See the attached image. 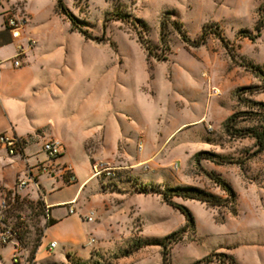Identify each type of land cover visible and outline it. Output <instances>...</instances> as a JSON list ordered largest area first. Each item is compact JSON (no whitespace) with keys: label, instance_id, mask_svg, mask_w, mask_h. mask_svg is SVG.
I'll list each match as a JSON object with an SVG mask.
<instances>
[{"label":"rangeland","instance_id":"1","mask_svg":"<svg viewBox=\"0 0 264 264\" xmlns=\"http://www.w3.org/2000/svg\"><path fill=\"white\" fill-rule=\"evenodd\" d=\"M62 2L95 40L71 29L56 0L15 5L26 18L25 35L35 42L32 65L42 74L41 106H52L38 120L63 121L59 137L72 139L64 138L66 152L56 163L72 167L77 185L51 198L72 195L89 177L76 208L80 216L91 212L93 220L76 215L81 227H68L72 240L51 251L42 245L48 224L43 189L37 178V193L30 183L16 188L28 166L49 162L42 148L50 131L41 127L35 139L25 136L24 158L0 166L6 219L16 232L13 245L0 247V264H14L12 255L19 256L17 264L25 256L36 264H162V241L174 232L176 241L165 245V264H193L210 255L203 264H264V151L253 155L255 140L237 133L264 127L245 103H264V0ZM259 18V36L250 40L244 34H256ZM173 22L190 42L208 25L222 40L207 35L197 47L188 45ZM234 114L229 134L224 124ZM199 152L224 161L197 164ZM20 165L23 171L15 174ZM93 166L102 171L96 178L90 177ZM207 174L231 186L234 205L171 198L189 211L188 226L161 193L196 187L223 198ZM90 238L94 243L87 245Z\"/></svg>","mask_w":264,"mask_h":264},{"label":"crops","instance_id":"2","mask_svg":"<svg viewBox=\"0 0 264 264\" xmlns=\"http://www.w3.org/2000/svg\"><path fill=\"white\" fill-rule=\"evenodd\" d=\"M10 3L15 12L21 15L20 9L15 5V0H10ZM6 10V5L0 8V135L18 137L21 141L23 153L25 154V151L29 147V143L24 140L25 136H28L29 140H33L35 139V135H33L36 134L35 131L41 127H47L50 131V138L61 142L65 154L67 145L64 138L68 140L72 139L70 136H63V138L59 137V127L62 125L63 121L60 122L55 118L47 119L46 121L38 120L41 113L50 111L52 106H49V104L45 102L42 107L40 103L42 100H40L37 90L42 86L40 80L42 74L32 65L35 48L28 50L26 54L19 59V68H14L12 66L11 60L16 54L17 47L19 45H24L26 43V38L30 37L25 35L24 29L20 39H13L11 37L5 27ZM6 156L8 157L10 155H8L3 146L0 145V166L9 161L15 165L19 157L13 155L8 159ZM16 168L15 174H19L23 171L21 165L16 166ZM0 179H4L3 172L0 173ZM88 179L89 177L82 181L81 184H79L80 189L78 190L77 186L76 191L72 195L51 198L55 193H60L67 188L56 187L58 184L53 185L52 180L44 176L38 177V182L43 189L41 199L43 203L49 207V220L54 222L53 225L45 227L42 245L48 244L54 240L58 244L67 243L75 237L70 233L71 231H68V227L77 226L80 228L81 226L77 223L78 218L76 215L69 216L67 214V207L65 205L74 197L79 196L82 190L81 188L88 184ZM54 229H56L55 232L51 233V230Z\"/></svg>","mask_w":264,"mask_h":264},{"label":"built area","instance_id":"3","mask_svg":"<svg viewBox=\"0 0 264 264\" xmlns=\"http://www.w3.org/2000/svg\"><path fill=\"white\" fill-rule=\"evenodd\" d=\"M4 5L7 6L6 12V20L5 27L8 30L9 34L13 39H20L22 36V32L24 26L26 24V18L20 14H17L13 9L10 0H0V8ZM35 47V42L31 38H26V43L24 45H19L16 49V54L12 58V66L14 68L20 67L19 59L23 57L26 52ZM0 145L3 146L6 153L10 156L17 155L21 158H24V153L21 145V141L16 136H7L0 135ZM63 146L59 140L50 139L46 143H44L42 151L47 156L49 162L48 163H36L35 165L28 166V171H25L24 177H18L16 179V188L17 191H22L23 187H26L28 183L31 184L32 189L37 193L39 190L38 182L36 178L40 176H44L50 180H52V184H58L56 187H72L77 185V180L72 171V167L64 162L62 164L56 163V160L62 156ZM143 170L145 171L147 168V164L144 163L142 165ZM93 173L92 177L100 176L102 171H97L96 166L92 168ZM27 176V177H26ZM80 189V186H78ZM67 214L69 216L77 215L78 217H82L83 221L87 223L92 222V213L89 212L86 215L80 216L77 212L76 208V197H74L70 202L66 205ZM49 207L44 204V217L46 220L49 219ZM8 211V204L6 200V196L0 194V247L13 245L14 240L16 239V232L13 226L7 221L6 214ZM94 243L92 238L87 240V245H91ZM56 241H51L47 244L48 251H51L57 247ZM12 255V262L14 264L18 263V259ZM22 264H36L35 259L29 260L27 256L22 259Z\"/></svg>","mask_w":264,"mask_h":264},{"label":"trees","instance_id":"4","mask_svg":"<svg viewBox=\"0 0 264 264\" xmlns=\"http://www.w3.org/2000/svg\"><path fill=\"white\" fill-rule=\"evenodd\" d=\"M56 9H57L59 14L63 15L69 21L72 30L78 32L85 39L95 40V38L90 36V34H88V32L86 30H82L81 28H79L77 26L76 19L67 10V8L63 4L62 0H56ZM260 10H262V9L260 8ZM114 17L117 18V16H114ZM119 18H121V17L119 16ZM173 24L175 25L177 32L180 33L182 41L184 43H187L188 45H191L192 43H194L193 45H195L197 47L198 45H200L204 42V39L206 38L207 35H214L216 38L222 40V37L219 35V32L217 30L212 29L211 25H208V26H205L204 28H202L201 34H200V36L196 42H190V40L185 36V34L183 32H181L180 24H178L177 22H173ZM262 26H263V19L259 18V20H258V22L254 28L256 34L255 35L244 34V36L250 40L255 39L256 37L259 36V31H260V28ZM251 71L256 75L263 76V74L261 73V71L259 69L251 67ZM262 81H263V85H264V78ZM245 103L248 104L249 108L253 109L252 110L253 112L251 111L249 113H251V114L259 113V115L261 116L260 120L262 123H264V103H262V102H249V101H246ZM236 117H237V115L234 114L232 117L228 118L226 123L224 124V129L229 134H232L230 129L232 128L234 119ZM237 133L242 134V135H248L255 140V143L257 144V150L253 153V155H256V154L264 151V127H263V124L260 128L250 127V128L245 129V130H240ZM202 159L211 161L213 163H219V161H224L220 156H217V155L212 154L210 152H199V153L195 154L194 160L197 164ZM205 173H207V172H205ZM207 175L211 179H213L216 182V184L218 185V187L220 188V190H222L225 193V196L223 198L212 195V194L205 192V191H203L199 188H196V187H178V186L170 187L161 193L162 200L165 203H167L168 205H171L173 208L177 209L181 214H183V216L186 220V225H188V226L192 225V223H193L192 217H191L189 211L187 210L186 207L172 202L170 200L171 198L177 197V198H181L183 200H187V199L196 200L198 202L205 203V204L212 206V207H232L234 205L235 194H234V191L232 190L231 186L228 183H226L225 181L221 180L219 177H214L210 174H207ZM53 224H54V222H52L51 220L48 219V224L46 226L48 227V226H51ZM178 233L179 232H174L162 241V248L164 250L162 253V264H165V249H166L165 245L171 241H176L175 237ZM217 257H225V256L220 254ZM211 258H212L211 255L206 256L204 259L196 261L193 264L207 263L210 261Z\"/></svg>","mask_w":264,"mask_h":264},{"label":"bare ground","instance_id":"5","mask_svg":"<svg viewBox=\"0 0 264 264\" xmlns=\"http://www.w3.org/2000/svg\"><path fill=\"white\" fill-rule=\"evenodd\" d=\"M92 177V176H91Z\"/></svg>","mask_w":264,"mask_h":264}]
</instances>
